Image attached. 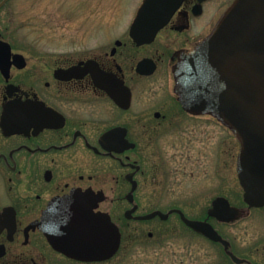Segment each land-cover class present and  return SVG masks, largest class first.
I'll return each mask as SVG.
<instances>
[{
  "label": "flooded vegetation",
  "instance_id": "af4514ba",
  "mask_svg": "<svg viewBox=\"0 0 264 264\" xmlns=\"http://www.w3.org/2000/svg\"><path fill=\"white\" fill-rule=\"evenodd\" d=\"M234 1L183 0L152 42L138 45L128 30L80 57L18 48L0 18V264H113L124 247V224H135L136 239L145 245L171 219L217 246L220 264H264V202L244 200L235 137L236 191L211 203L225 199L237 219L209 216L211 203L202 219L177 205L161 209L164 185L206 178V124L199 122L206 113L183 108L174 67ZM147 201L152 207L141 212ZM178 211L206 221L222 241L194 232ZM154 212L167 218L139 219ZM106 216L121 234L108 259H78L51 242L50 234L65 231L66 222L89 238ZM144 226H159L147 231L149 242L141 235ZM81 248L79 255L92 254Z\"/></svg>",
  "mask_w": 264,
  "mask_h": 264
},
{
  "label": "water",
  "instance_id": "95a60500",
  "mask_svg": "<svg viewBox=\"0 0 264 264\" xmlns=\"http://www.w3.org/2000/svg\"><path fill=\"white\" fill-rule=\"evenodd\" d=\"M182 1L143 0L130 26L131 38L138 45L152 42ZM7 2L2 0L0 9ZM139 71L142 72L141 68ZM174 74L175 91L183 108L215 117L239 141L237 173L245 202L249 205L264 202V0H235L210 34L191 53L180 58ZM178 212L194 232L215 242L222 241L206 221L191 220ZM208 215L232 221L239 212L218 197L212 201ZM155 216L167 218L154 212L139 219ZM98 221V229L89 238L81 237L77 228H70L75 224L66 222L65 231L50 234L51 242L62 245L61 250L78 259H108L118 251L121 235L107 216ZM81 246L92 254L79 255Z\"/></svg>",
  "mask_w": 264,
  "mask_h": 264
},
{
  "label": "rangeland",
  "instance_id": "374dc122",
  "mask_svg": "<svg viewBox=\"0 0 264 264\" xmlns=\"http://www.w3.org/2000/svg\"><path fill=\"white\" fill-rule=\"evenodd\" d=\"M141 2L9 0L0 10V18L4 35L18 48L65 52L80 57L103 47L107 40L127 34ZM199 122L206 124V178L200 176L193 183L177 188L164 185L167 194L161 202L162 210L177 205L196 219L206 217V209L214 197L229 189L236 191L237 185L234 165L238 144L231 131L209 115ZM151 202L154 201H147L141 212L150 210L152 206L148 203ZM124 225V247L113 264H179L178 258L182 255L187 264V249L191 253V264L221 263L219 248L186 231L179 221L161 222L160 229H155L159 226L141 227V235L147 242V231L156 230L154 239L145 245L136 239L135 224ZM126 247L128 255H125Z\"/></svg>",
  "mask_w": 264,
  "mask_h": 264
}]
</instances>
